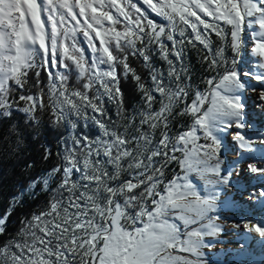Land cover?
Masks as SVG:
<instances>
[{"label": "snow or ice", "instance_id": "snow-or-ice-1", "mask_svg": "<svg viewBox=\"0 0 264 264\" xmlns=\"http://www.w3.org/2000/svg\"><path fill=\"white\" fill-rule=\"evenodd\" d=\"M253 109L264 118V0H0V158L26 173L0 264H210L229 225L264 244V217L222 215L234 189L264 207ZM45 129L57 162L32 175L23 145Z\"/></svg>", "mask_w": 264, "mask_h": 264}, {"label": "rangeland", "instance_id": "rangeland-1", "mask_svg": "<svg viewBox=\"0 0 264 264\" xmlns=\"http://www.w3.org/2000/svg\"><path fill=\"white\" fill-rule=\"evenodd\" d=\"M200 57L201 53L199 51L189 49L186 59L190 63V70L192 71L194 80H198L204 74ZM248 103L251 105V100ZM257 113L258 110L253 109L250 113L251 118L257 128L264 130V118ZM229 159H234V157L229 156ZM239 184L248 189L259 188L261 186L246 175H242L239 178ZM230 196L238 203L234 207L222 210V215L229 222H238L242 219L253 217L256 219L264 217V207L247 201L245 196H242L236 189L230 193ZM211 242L214 247L210 250L205 249L208 253L210 264H259L260 262L257 259L258 255L253 251L254 245L256 243L260 244L259 238L248 237L242 230L238 233L230 225L226 228L219 240H212ZM242 243L245 244L244 248H241Z\"/></svg>", "mask_w": 264, "mask_h": 264}, {"label": "trees", "instance_id": "trees-1", "mask_svg": "<svg viewBox=\"0 0 264 264\" xmlns=\"http://www.w3.org/2000/svg\"><path fill=\"white\" fill-rule=\"evenodd\" d=\"M134 66L137 67L138 71H142L139 66V62L133 61ZM158 66L162 64L161 61H157ZM166 67V65L164 66ZM125 97L129 103H135L137 97L134 91V87L131 84H125ZM18 119H20L18 117ZM184 119V118H181ZM22 123V120H21ZM51 147L53 152L58 148L57 133L50 129H45L38 139H34L30 135L26 137V141L23 145L24 156L23 160L27 162H33L34 168L28 170L32 175L39 174L45 169L51 167L57 161L52 159L50 161L43 160L44 146ZM0 168L4 170L6 175L3 178V183L0 184V215H2L8 206V198L14 194L17 190V186L26 179V173L21 171L19 165H17L11 157L0 158ZM39 201L29 200L23 209H18L9 218L8 231L12 232L17 226L18 217L22 212H28L31 208Z\"/></svg>", "mask_w": 264, "mask_h": 264}, {"label": "bare ground", "instance_id": "bare-ground-1", "mask_svg": "<svg viewBox=\"0 0 264 264\" xmlns=\"http://www.w3.org/2000/svg\"><path fill=\"white\" fill-rule=\"evenodd\" d=\"M253 251L258 255L257 259L259 261L264 260V244L260 242V244L256 243L253 247Z\"/></svg>", "mask_w": 264, "mask_h": 264}]
</instances>
